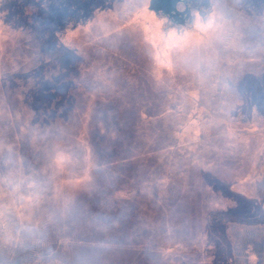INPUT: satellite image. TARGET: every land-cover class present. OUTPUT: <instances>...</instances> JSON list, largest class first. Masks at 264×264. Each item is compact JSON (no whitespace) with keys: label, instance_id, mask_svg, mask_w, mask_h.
I'll return each mask as SVG.
<instances>
[{"label":"rangeland","instance_id":"rangeland-1","mask_svg":"<svg viewBox=\"0 0 264 264\" xmlns=\"http://www.w3.org/2000/svg\"><path fill=\"white\" fill-rule=\"evenodd\" d=\"M150 1L17 0L11 6L9 0H0V124L10 125L1 131L7 136L12 128V100L17 99L20 90L29 89L33 96L31 107L34 108V102L39 103L31 141H41L40 148H43L39 175L34 174L33 166H29L31 173L27 175L21 146L12 137V141L3 143L4 150L14 149L17 144L18 156L15 154L13 160L5 162L11 173L3 180L8 190L0 196V204H5L3 208L0 206V216L17 221L19 236L35 239L46 212L47 215L55 212V217H62V213L76 207L91 212V198L101 187L99 184L107 179V168L97 165L98 143L94 129L103 131L105 128L100 107H106L120 95L128 96L122 101L131 99L132 90L121 81L122 76L127 78H123L124 81H138V92L147 98L159 96L168 84L178 87V92L187 85L190 96L204 97V84L211 78L223 76L221 73L197 76L199 70L204 69L201 64L206 59L212 61L216 57L228 64L233 61L236 65L254 67L256 62H262L263 67L264 59L253 60L256 48L243 45L244 42L253 44L254 40L249 36L252 35L251 21L237 10V0H193L192 19L180 26L170 24L165 16L151 10ZM22 3L31 5V9L25 11L26 6H19ZM11 9L13 12H9ZM27 29L35 31V35L22 33ZM27 40L32 43L28 48ZM247 48H250L249 53H246ZM236 50H239L238 59L232 57ZM251 50L255 51L253 55ZM113 51L120 55L118 71L114 74L104 62ZM259 54H264V50ZM20 59L24 62L21 67L26 68L16 72V61ZM2 63L11 67L10 74H4L6 66ZM35 73L44 77L41 79ZM248 75L244 72L230 77L234 89L228 88V102L210 122L212 134L229 135L233 139L225 138L214 153L207 156L211 159L192 167V185L182 192L188 196V201L180 211L187 210L190 219L188 224L180 225L182 240L173 239L172 244L149 254L96 248L89 257L102 258L105 264H110L113 258L118 262L126 258L132 264H245L244 255H240L236 247L237 238L245 230L238 223H245L241 217L249 210L256 223H264V214L256 204L238 214L241 209L231 203L233 197L228 199L214 191L210 184L215 180L228 181L233 194L256 196L254 179L259 178V170L263 168L256 171L257 159L264 147V78L257 80ZM178 92H175L177 96L181 94ZM204 119L202 111L198 110L197 116L188 120L183 135L194 139L200 120ZM118 136L110 133L106 138L111 141ZM33 174L40 180L33 181ZM87 215L84 227L76 226V229L90 235L91 229L100 224ZM10 220H6L3 228L5 234L0 235L5 241H10L5 236L12 230ZM263 237L264 228H256L252 238ZM19 242L21 248L28 246L26 240ZM184 244H193L194 249ZM247 258L249 264H259V259L260 264H264V255L254 253Z\"/></svg>","mask_w":264,"mask_h":264},{"label":"trees","instance_id":"trees-1","mask_svg":"<svg viewBox=\"0 0 264 264\" xmlns=\"http://www.w3.org/2000/svg\"><path fill=\"white\" fill-rule=\"evenodd\" d=\"M9 1L11 6H14L17 0ZM236 5L237 10L244 13L251 21L252 30L250 33L252 35L249 36H252L254 43L245 44L247 42H244L243 45H253V48H256L253 49L256 51L253 60L259 59L260 61L261 59L262 61L264 54L260 55L259 53L264 50V0H237ZM19 6H26L25 11L31 9V5L22 3ZM9 12H13V10L11 9ZM24 32L26 35L31 34L32 37L35 35V31L32 29H27L22 33ZM31 44L29 40L26 41L27 48ZM250 48H247L248 52L246 53H249ZM234 49L236 48L234 47ZM229 52L231 53V51ZM238 52L239 50L233 51L234 59L240 57ZM254 52L252 51V55ZM223 55L225 56L226 52ZM2 56L5 62L6 59L4 55ZM38 56L39 52L37 51L36 57ZM119 56L118 52L114 53L113 51L108 57L109 60L104 59L110 68L109 72H113V74L118 71L117 58ZM23 63L22 59L16 61V72L26 68L25 66L21 67ZM256 63L258 64L254 67L236 65L233 61L228 64V61L226 63L216 57L212 61L206 59L201 64L204 69L201 68L196 75L221 73L223 76L211 78L207 84H204L206 86L204 97L190 96V87L187 85L182 86L184 89L180 88L183 90L178 92V87L175 88L168 84L159 96L147 98L138 92V81L133 79H129V82L124 81L123 78H127L125 75L122 76L121 81L127 83L128 88L132 90L131 99L122 101L124 97L128 96L120 95L121 98L118 97L106 107H100L105 128L103 131L98 128L94 129L98 143L96 147L99 156L97 165L107 168L105 177L108 180L99 184L101 187H98L99 190L91 198V212L86 213L84 208L79 210L77 207L76 210L66 211L64 215L62 213V217H55V212L49 213V215L46 212L41 221V228L37 231V237L30 239L34 245L40 244L45 249L42 251L48 254V263L52 264L51 261L54 260L55 264L56 262L59 264H105L102 258L93 259L92 255L89 257L88 254L95 252L96 248L101 250L120 248L130 254L134 252L149 254L172 244L171 240L173 239L182 240L179 237L180 225L190 222L187 216L188 211H180V208L186 206L188 201V196L182 192L188 190L192 185L190 182V177L193 174L192 167L198 163L203 165L202 162L211 159L207 156L214 153L213 151L223 143L225 138L227 141L233 139L229 135L219 137L212 134L210 122L215 113L223 111V104L228 102V88L234 89L235 86L230 80L232 75L247 72L249 77L257 80L264 78V65L260 66L263 63ZM3 65L6 66L3 68L4 74H10L11 67ZM26 66L29 67V64ZM35 75L41 79L44 77L39 73H35ZM243 87L242 85L241 89ZM28 90L26 88L20 90L22 94H17V99L12 100L10 105L13 109L11 124L17 126L21 135L20 140L24 136L25 140H28L33 147L34 174L39 175L43 154L41 149L43 148H40L41 141H31L33 139L32 128L36 122L34 117L39 114L37 112L39 103L34 102V108L31 107L33 96L29 94ZM175 92L181 94L177 96ZM122 102L124 103L122 104ZM40 108L44 109L45 106ZM198 110L202 111L205 119L200 120V122L202 121L200 129L197 134H194V139H188L183 135V132L186 130L188 120L197 116ZM28 133L30 137H28ZM110 133L119 136L108 141L106 137ZM98 140L105 144L101 145ZM241 140L240 138L239 141ZM260 167H263L262 170ZM108 169L111 171H107ZM258 170L259 178H255L253 184L256 191L255 197L242 193L233 194L231 188H228L230 185L228 181L219 183L215 180L211 182L210 186L214 191L223 193L228 199L233 197L234 200L231 203L241 209V211H237L238 214H242L254 204L260 207L261 214H264V147L257 159L256 171ZM38 178L40 180L39 176L34 175L33 181H37ZM193 185L196 186L195 183ZM42 206H45V202ZM249 211L244 212L241 217L242 222L246 220L245 223H238L243 225L245 230L241 237L237 238L236 243L240 255H244L243 263L245 264H249L248 255L254 253L264 255V237L263 239L252 238L255 229L264 228V223H256L255 217L249 215ZM87 214L100 224L91 229L90 235L84 233L83 230L78 232L79 230L76 229V226H83L86 223ZM85 227L88 225L85 224ZM181 235L184 236V232ZM184 246L191 248L193 244H184ZM20 251H24V249L21 248ZM35 254L37 255L36 251ZM41 254L43 255V253ZM37 261L38 259H35V262ZM261 261V259L258 260L259 264ZM110 262V264H132V261H126V258L120 262L113 258Z\"/></svg>","mask_w":264,"mask_h":264},{"label":"flooded vegetation","instance_id":"flooded-vegetation-1","mask_svg":"<svg viewBox=\"0 0 264 264\" xmlns=\"http://www.w3.org/2000/svg\"><path fill=\"white\" fill-rule=\"evenodd\" d=\"M192 3H193V0H185V1L180 2L178 5V9L180 11H188V18L185 20L184 24H176L173 20L167 18L163 13H159L158 15L165 16L169 20V23L172 25H177V26L186 25V24H188V22H190V20L192 19V16H193L192 15ZM4 127H10V125L4 126V124H0V196L4 195L6 193L5 190L6 191L8 190L6 184H4L3 180L8 179L9 173H11L8 170L9 165H5V162L13 160L15 157V154H16V156H18V150H17V146H16L17 144L15 145L14 149L4 150L5 147L3 146V143L4 142L9 143L10 141H12L10 139L11 137H12V139L15 138V143H18L21 146V148H19L21 155L23 157H25L24 165L27 169L26 170L27 175H30L31 171L28 170V168H29V166H33L32 164L34 162L33 147L30 146L31 144L28 142V140L27 141L25 140L24 136H22L23 139L20 140L21 135L18 132L17 126L12 125L11 126L12 128H9L10 131H8L7 136H5L4 132L1 131L2 128H4ZM14 127H15V129H13ZM6 137H9V140H5ZM28 137H30L29 133H28ZM19 140H20V142H19ZM11 167L13 168V165ZM32 168H34V167H32ZM33 176H34V174H33ZM16 184L17 183L15 182V185ZM11 190H12V188H11ZM4 200L6 201V199H4ZM0 206H1V208H3V206L5 207V204L2 203V204H0ZM6 220H10V219H6V218L4 219V217L0 216V235H1V233L5 234L3 228L5 226ZM10 221L12 222V230L10 232V235L7 234V232L5 235V236H7V238H10V241H5L2 238L3 236H1V238H0V264H35V263L47 264L48 263L47 259H49L48 254H45V251L44 252L42 251L45 249L42 248L40 244H38L37 246L34 245L30 240L31 237L28 238V237H25L22 235L19 236V233H18L19 231L17 230V227H18L17 221L15 219H11ZM22 237H23V239H22ZM19 240H21V241L26 240V242L28 241V246L22 248V249H24V251H20L22 244H20ZM35 251H36L37 255L35 254ZM41 253H43V255ZM35 259H38V261L35 262ZM48 264H50V263H48Z\"/></svg>","mask_w":264,"mask_h":264},{"label":"water","instance_id":"water-1","mask_svg":"<svg viewBox=\"0 0 264 264\" xmlns=\"http://www.w3.org/2000/svg\"><path fill=\"white\" fill-rule=\"evenodd\" d=\"M185 0H151L149 8L155 13H163L176 24H184L188 18V11H180L178 5Z\"/></svg>","mask_w":264,"mask_h":264}]
</instances>
